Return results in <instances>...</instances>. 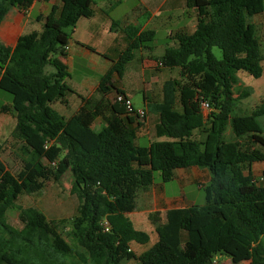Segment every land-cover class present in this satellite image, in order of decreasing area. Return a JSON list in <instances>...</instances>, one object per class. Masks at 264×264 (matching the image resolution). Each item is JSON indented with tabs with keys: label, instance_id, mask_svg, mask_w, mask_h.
Returning a JSON list of instances; mask_svg holds the SVG:
<instances>
[{
	"label": "trees",
	"instance_id": "obj_1",
	"mask_svg": "<svg viewBox=\"0 0 264 264\" xmlns=\"http://www.w3.org/2000/svg\"><path fill=\"white\" fill-rule=\"evenodd\" d=\"M60 1L41 31L20 35L14 45L0 42V89L11 94L13 136L21 141L23 156L17 172L0 157V264H62L57 252L76 254L87 264H123L132 241L150 240L127 215L136 206L138 189L154 183L156 171L169 181L176 168L192 165L211 173L205 203L169 209L167 220L156 227L157 241L138 256V264H215L216 253L238 259L249 248L251 264H264V185L251 168L264 161L258 119L264 99L243 113L239 102L251 89L234 90L239 70L256 78L263 74L264 53L250 17L262 14L264 24V0H186L197 9V25L192 33H180L178 45L167 46L158 59L164 67L178 68L179 77L164 81L163 99L149 109L159 120L158 139L147 154L136 142L133 113L106 94H126L113 76L123 75L134 50L151 48L155 31L126 26V49L100 76L103 96L94 102L79 94V108L67 116L53 106L67 104L69 93L76 92L61 57L78 20L94 14V1ZM2 2L27 8L34 0H0V10ZM214 47L222 50L221 58ZM204 100L210 104L206 114ZM98 116L105 122L95 129ZM229 128L234 139L224 137ZM68 170L79 199L70 230L69 219L48 218L36 206L16 203L21 193L40 191ZM11 208L19 210V227L7 217Z\"/></svg>",
	"mask_w": 264,
	"mask_h": 264
},
{
	"label": "crops",
	"instance_id": "obj_2",
	"mask_svg": "<svg viewBox=\"0 0 264 264\" xmlns=\"http://www.w3.org/2000/svg\"><path fill=\"white\" fill-rule=\"evenodd\" d=\"M93 1L94 14L89 17H81L78 20L68 43L67 55L61 57L69 68L70 76L67 81L76 92L68 96L67 104L58 102L61 103V108L57 110L67 116L74 113L81 104L79 94L90 98L94 102L101 99L103 93L99 87L100 76L110 69L126 49L129 42V37L125 32L126 26H135L139 28V32L145 29L154 30L155 37L151 42V48L142 47L134 50V56L127 63L124 73L126 75L129 67H134L132 63L139 62L140 75L138 81L141 77L143 81L151 78L153 83L159 84L160 76H163L160 84L156 88H150L147 85L134 88L132 80L126 82L117 74L113 76V82L115 84L117 82V86L123 89L131 100L132 96H135L136 91L141 88L144 90L143 104L136 105L134 102L133 104L136 108H144L146 116L144 119H140L132 114L133 122L131 125L138 128L136 142L140 147V152L147 154L150 143L158 139L156 136V124L159 120L158 115L149 109L153 103L160 102L163 99L164 81L170 77H179L178 68L164 67L158 59L167 46L178 45L177 36L180 33H192L195 30L197 9L188 7L186 0ZM53 5L61 6V1L34 0L27 8L2 2L0 10V42L6 45H14L20 35L34 30L41 31L45 17L50 13ZM253 17H260L263 23L262 14H257ZM251 21L255 23L254 20ZM160 39H168L166 47L163 49ZM262 47L263 44L261 43ZM76 66L88 70L77 81L72 79ZM174 71L177 72L176 75ZM154 88L155 93L152 92ZM251 89L252 91L247 98L255 92V88L252 87ZM115 94L116 92L112 90L106 94V97L114 100ZM261 95L260 93L259 98L262 100L264 98ZM72 99H78L75 102L74 109L71 107ZM8 103H11V108ZM8 103L0 107V110L4 113H12L16 119V111L12 106V102ZM68 109L72 113H67ZM123 117L126 118V115ZM104 122V119L98 116L93 122V127L100 129ZM140 137H147L148 139L144 149L141 148L139 143ZM251 168L254 176L258 177L259 183L264 185V179H261L264 161L254 162ZM210 180L211 173L208 168L192 165L176 168L173 178L169 181L155 180L148 187L139 188L136 193V206L127 215L137 229L144 230L150 235V240L147 243L132 241L130 243L131 252L124 259L123 264L127 261H138V256L157 241L156 227L167 220L169 209L204 204L205 198L201 203L198 202V198L201 190L205 189ZM224 261H228V258Z\"/></svg>",
	"mask_w": 264,
	"mask_h": 264
},
{
	"label": "rangeland",
	"instance_id": "obj_3",
	"mask_svg": "<svg viewBox=\"0 0 264 264\" xmlns=\"http://www.w3.org/2000/svg\"><path fill=\"white\" fill-rule=\"evenodd\" d=\"M250 20H254L257 25V33L259 40L263 44V52H264V27L263 23L260 17H251ZM168 39H160L162 49L166 47V42ZM214 53L217 57H222V50L219 47H214ZM134 67H129L126 75L125 73L121 76V79L123 81H131L134 86V88L143 87L144 85H147V87H157V85L160 84V81L163 80V76H160V80L158 81L159 84L153 83L151 78H147L144 81L141 79L138 81V77L140 75L139 71V62L132 63ZM263 67H264V61H263ZM88 71L87 69H84L83 67L76 66V68L73 71L72 79L77 81L81 75ZM92 73V72H91ZM174 74L176 75L177 72L174 71ZM240 82L235 87V93L238 94L239 90H242L244 88H255V92L249 97H245L242 99L243 101L239 103L242 112L243 113H250L253 109V107L261 101V98H259L260 93L262 94L261 97L264 98V71L263 75L261 77H254L251 74L247 73L246 71L239 70L237 72ZM167 75V74H166ZM148 77V75H146ZM117 84V82H116ZM125 84V83H124ZM252 86V87H251ZM155 88L152 91L155 93ZM143 89L135 92V96H132V102H134L136 105L143 104ZM252 91V89H251ZM261 91V92H260ZM152 93V94H153ZM72 93H69L71 95ZM68 95V96H69ZM151 95V93H150ZM78 99H72L71 100V107L74 109L75 102ZM8 102H12L11 94L3 89H0V107H3V105L7 104ZM9 107L11 108V103H8ZM53 106L58 109L61 108V103H53ZM70 108V107H69ZM13 110V109H12ZM67 113H72L70 109H68ZM144 119V118H143ZM259 122L262 126L263 133H264V115L260 116ZM16 119L14 118V115L12 113H4L0 110V157L3 159V161L6 163L7 167L13 171L17 172L21 166H22V153H21V147L22 143L20 140H17L13 136V130L15 126ZM154 131V130H153ZM224 137L226 139H234L235 135L229 128L225 134ZM139 143L141 145V148L144 149L145 146L148 143L147 137H140ZM156 181L161 180L160 178V172H155ZM258 178V177H257ZM74 178L72 175V172L70 170L66 171L62 178L55 182V181H47L40 191L33 192V193H21L19 197L16 200V203L20 204L21 206H36L40 208L48 218H67L69 219V222L67 223V230H70L71 220L74 216L78 214V206H79V199L78 196L73 193L72 186H73ZM205 198V192L204 190H201V193L199 194V200L198 202L201 203L203 199ZM7 217L9 221L16 225L21 226V222L19 220V210L18 208H11L7 211ZM69 241L72 243L73 246H75L74 240L68 236ZM261 241L264 244V235L261 237ZM56 257L58 261L62 262V264H87L81 261L76 254L74 256L70 254H64L61 252H57ZM228 258V261H224ZM214 261L215 264H251V249L249 248L245 255H243L241 258L233 259V257H228L225 253H216L214 254ZM124 264H138V261H127Z\"/></svg>",
	"mask_w": 264,
	"mask_h": 264
},
{
	"label": "built area",
	"instance_id": "obj_4",
	"mask_svg": "<svg viewBox=\"0 0 264 264\" xmlns=\"http://www.w3.org/2000/svg\"><path fill=\"white\" fill-rule=\"evenodd\" d=\"M66 49H68V45L66 46ZM115 99L123 103L126 106L127 110L138 116V118H145L146 110L144 108H136L128 95L124 93H117ZM201 108L204 114L208 113L210 110L209 102L207 100L202 101ZM261 179L263 178L261 177ZM105 230H109V225L107 222H105Z\"/></svg>",
	"mask_w": 264,
	"mask_h": 264
}]
</instances>
